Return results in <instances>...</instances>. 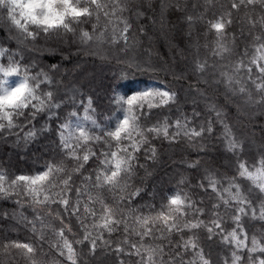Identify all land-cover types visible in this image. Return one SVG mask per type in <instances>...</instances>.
Wrapping results in <instances>:
<instances>
[{
    "label": "snow or ice",
    "instance_id": "snow-or-ice-1",
    "mask_svg": "<svg viewBox=\"0 0 264 264\" xmlns=\"http://www.w3.org/2000/svg\"><path fill=\"white\" fill-rule=\"evenodd\" d=\"M256 3L233 0L231 9ZM259 3L264 6V0ZM143 6L132 5L130 0H0V13L17 45L72 34L84 45L95 40L101 45H122L121 50L127 52L132 15L139 18ZM167 7L184 13L177 19L191 28L193 17L186 14L185 5L177 0L162 5V10ZM231 15L228 12L209 24L215 33L212 55L221 60L234 51L225 43ZM101 16L111 25L110 35L108 25L97 32ZM249 23L253 29L261 28L254 35L252 52L246 47L236 60L219 68L198 55L193 60L191 72L203 87L188 86L190 112L180 107L183 86L153 84L154 77L149 76L141 82L143 87H128L123 82L129 77L156 69L134 57L118 60L124 67L113 73L107 86L110 111L117 113L114 120L97 114L90 95L87 104L82 98L77 103L82 93L71 84L60 95L61 85L54 79L57 65H50L48 71L34 70L37 66L22 50L0 44V139L16 135L28 148L43 143L41 135L51 133L55 144L35 169L15 173L0 169V200L14 206L11 212L0 208V224L22 226L33 237L32 241L6 240L4 250H19L29 264H48L40 258L46 255L45 244L55 253L54 264H86L98 250H111L117 264H264V236L250 237L246 227V218L264 221V151L249 164L244 157L245 142L230 125L228 112L208 96L209 90L223 88L226 98L240 96L245 103L264 107V15ZM87 24L91 32L81 27ZM172 75L177 80L184 78L183 71ZM200 101L213 116L200 109ZM42 115L45 123L37 128L33 122ZM28 124L32 127L20 137ZM154 140L195 149L197 158L183 163L194 173L203 169L194 181L180 176L178 188L160 194L158 201L156 194L132 183L138 167H143L137 154L145 151L149 159H156ZM217 140L223 153L230 154L221 155L230 160L229 165L216 164L215 156L210 159L216 167L202 165L209 142ZM148 195H152L151 202L141 205ZM25 207L30 217L20 211ZM177 235L179 239L174 240ZM203 240L218 242L224 255L214 260L211 245L206 250Z\"/></svg>",
    "mask_w": 264,
    "mask_h": 264
},
{
    "label": "trees",
    "instance_id": "trees-1",
    "mask_svg": "<svg viewBox=\"0 0 264 264\" xmlns=\"http://www.w3.org/2000/svg\"><path fill=\"white\" fill-rule=\"evenodd\" d=\"M233 0H179L181 5L186 6V14L193 17L191 28L188 23L180 19L184 13H177L172 7L162 10V5H173L177 0H130L132 5L143 3L142 15L137 18L132 15L131 23L133 28L130 32V47L127 52L121 50L122 45L97 44L95 40L89 45L81 44L78 36L68 34L66 38H50L47 41L39 40L35 45H17L15 39H10L9 25L2 13H0V44H11L13 50H22L23 55L30 59L39 70L40 67L45 71L49 70L52 64L57 65L54 79L60 83V95L65 92V85H73L78 88L82 96H77V103L82 98L87 104L88 96L93 98V107L102 119L112 116L113 120L117 113L110 111L113 107L110 102L111 93L108 91V84L113 80V73H119L124 67L118 60L135 58L142 63L151 64L156 71L149 74H140L129 77L123 83L128 87H143L142 81H148L149 76H153L150 82L153 84H167L169 87L181 91V108L191 110L192 101L189 98L188 86L193 89L203 87L197 85V77L191 72L193 60L198 55L201 60L207 59L209 64L216 63L219 68L227 65L230 61L237 59V53L243 52L247 47L249 52L254 48V35L259 34L261 28H251L250 19L259 20L264 15V6L257 3L246 9H231ZM151 5L149 7L148 5ZM231 12L232 24L226 29L225 43L229 48L234 49L231 56H226L223 60L212 55L215 48V33L209 30L210 22L218 19L221 15ZM125 16L129 13L125 12ZM95 22V20H93ZM108 25V34L111 33V25L101 16L97 25V32L103 30ZM84 30L92 31L91 24L82 25ZM143 28V32L140 29ZM251 33V34H250ZM184 72V78L177 80L172 73L179 74ZM51 74V73H50ZM82 86V87H81ZM252 88L251 85H249ZM254 98H258V93L252 88ZM70 95V93H69ZM209 99L228 112V120L237 137L245 142L244 157L249 164L254 159L259 158V153L264 151V107L260 105L245 103L240 96H230L226 98L223 88L219 92L209 90ZM67 100V97H65ZM200 109L205 114L207 108L204 101H200ZM65 115L67 113L65 112ZM81 115L83 109L81 107ZM213 116L214 114H208ZM155 119V118H154ZM45 116L37 117L33 123L37 128L44 125ZM28 124L23 132H19L23 137L28 128ZM54 127V125H53ZM40 139L43 143L24 147L23 139L18 140L16 135L7 136L0 139V169H7L10 172H26L29 168L35 169L43 163L42 156L48 148H54L55 144L51 133H44ZM157 147L158 155L155 160L149 159L150 153L142 151L138 153L139 164L137 175L133 178L134 187H142L150 194H156L157 201L160 194H166L169 190L175 191L178 188L177 180L180 176L188 181H194L201 173H194L191 169H186L183 161L194 160L197 158V151L188 148L186 145L169 146L167 142L158 140L152 141ZM223 146L220 141L209 142L208 156L202 161L204 166L216 167V164L229 165V159H221ZM203 155V153H199ZM217 158L213 164L211 157ZM220 172L224 168L219 169ZM183 187V186H179ZM105 196L108 194L105 193ZM198 199V197H197ZM152 195L146 196L141 205L151 202ZM259 204V201L257 202ZM11 201L0 200V208L11 212L13 209ZM147 211V209H143ZM25 215L31 216V211L27 207L21 209ZM223 212V209H221ZM227 219V217H225ZM246 227L249 235L255 234L258 237L264 236V221L259 219L246 218ZM201 237L205 236L201 232ZM51 239V236H49ZM19 239L21 241H32L30 232L22 226L13 227L11 223L7 227L0 224V264H29L25 256L16 249L3 248L6 240ZM179 236L174 237L178 240ZM207 250L209 244L213 249V259L218 260L224 255V249L218 242L203 240ZM44 253L40 258L48 264H54L56 257L54 251L48 245H44ZM127 260V258H125ZM86 264H117V258L111 250H98L95 258H88ZM131 264V261H128Z\"/></svg>",
    "mask_w": 264,
    "mask_h": 264
}]
</instances>
